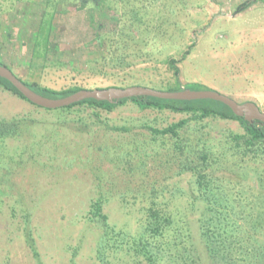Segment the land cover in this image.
<instances>
[{
  "label": "rangeland",
  "instance_id": "1",
  "mask_svg": "<svg viewBox=\"0 0 264 264\" xmlns=\"http://www.w3.org/2000/svg\"><path fill=\"white\" fill-rule=\"evenodd\" d=\"M41 1L0 0L8 9L18 2L10 15L2 14L13 42L2 35L0 58L29 82L54 89L135 84L163 89L177 83L173 69L165 61L175 57L181 68V85L215 89L240 102L254 101L264 110V0H98L90 8L73 6L57 21L55 39L62 52L37 58L30 66L28 37L32 23L39 17ZM245 3L247 6L241 8ZM28 9L35 14L31 26L29 20H23ZM105 32L112 41L127 43L121 51L122 59L102 58L98 33ZM16 114H31L40 123L51 119L46 111L0 87V116ZM183 116L169 110L144 111L129 101L111 112L110 127H99L97 134L85 127H72L59 131L56 139L48 132L46 135L40 126L37 135L10 141L6 148L13 161L6 173L0 171V264H38L27 241L28 219L45 264L99 263L96 250L102 229L86 218L92 200L99 197H103L110 223L125 231H137L151 203L173 210L185 226L187 213L194 230L199 229L197 218L203 210L221 220L230 207L225 202L212 205L195 191L191 194L189 186L195 177L189 172L179 173L176 161H168L173 157H164L162 145L160 150L152 149L157 141H153L145 125L153 121L166 125ZM217 124L212 125L216 133L218 129L242 130L234 120ZM41 139L43 146L37 144ZM137 142L140 150L133 152ZM170 145L171 141L164 148ZM120 147L126 149V154H115ZM144 148L153 155L150 163L155 166L144 167ZM129 152L134 156L128 160ZM227 154L228 161L217 177L223 181L213 185L224 187L226 192L243 191L251 198V207L259 210L264 204V157L249 156L244 161L233 149ZM154 156L157 161L152 159ZM166 158V164L161 165L160 160L165 162ZM238 164H247L242 176L235 171ZM214 221L219 243L239 239L240 230L248 228L237 217V230L228 235L223 233V225ZM194 233L199 253L203 252L205 263L210 264L199 233ZM167 236L166 241L176 239L173 232ZM119 239L102 248L103 254L110 255L107 249L115 247L112 256L127 262L121 247L125 241L121 235ZM179 240L177 245L183 243V239Z\"/></svg>",
  "mask_w": 264,
  "mask_h": 264
},
{
  "label": "trees",
  "instance_id": "2",
  "mask_svg": "<svg viewBox=\"0 0 264 264\" xmlns=\"http://www.w3.org/2000/svg\"><path fill=\"white\" fill-rule=\"evenodd\" d=\"M94 2H98V0H94L93 3L87 0H43L38 3V6H40L38 7L39 17L36 18L34 24L32 23V31L28 37L31 41L30 57L28 59L30 66L37 58H47L50 53L59 55L62 52L55 39L59 17L64 12L71 10L73 6L75 7L74 9L90 8L95 6ZM17 3L12 4L9 9L3 7L2 3H0V38L3 37L2 35H5L4 38L7 40L12 38L10 37L12 34L6 27V19H4L2 14L7 13L10 15V11L16 9ZM245 6H247V3L243 4L241 8ZM27 11L28 14L24 13L25 19L23 20H29V26H31L32 17L35 14L31 15L32 12L29 9ZM21 12L23 11H19V13ZM11 20L13 21L14 19ZM23 20L18 21L24 22ZM2 29L3 33H1ZM98 34V49L102 51V58L110 57L112 58L110 60H113L114 56H117L119 60L122 59L124 52L121 51L127 48V43L125 41L123 43L120 39L112 41L111 37L107 35L108 32ZM132 39L134 40L135 37L133 36ZM11 42L13 41L11 40ZM23 44L24 42L21 45L23 46ZM189 52V49L186 50L184 57ZM165 61L173 69L177 83L174 86L163 88V90L177 91L187 88L186 85L183 86L178 82L181 73V68L178 65L179 59L170 57ZM0 64L6 65L13 70L2 58H0ZM18 77L36 92L51 98L65 97L84 88L82 86H73L66 89H54L37 85L20 76ZM0 87L32 103L8 79L1 76ZM190 88L205 89V87L195 88L192 86ZM129 101L134 102L144 111L169 110L184 114L179 120L169 122L166 125H160L157 121L145 125L152 135L153 141L158 142V145L157 142L155 144L156 148L152 149L154 151L160 150L162 145L166 151L164 157H173L169 158L168 161H176L179 173L189 172L192 177H195L194 184L189 186V189H192L191 194H195L194 191L197 192L202 200L208 201L212 205L225 202L227 208L230 207V210L228 208L227 214H223L221 220H218L220 217L217 218L209 211L203 210L199 218H197L199 229L195 228L194 230L192 220L187 213L185 214L187 226H185V224L181 223L182 221L177 219L173 210L160 208L155 203H151L147 208L149 212L146 217L140 219L137 231L131 229L125 231L110 223L109 215L104 212L103 197L94 198L86 218L97 222V227L99 226L102 229L99 243H97L96 253L99 260L97 264H206L204 253H199L200 248L198 250L195 244V240H198V238L194 232L199 233L200 243H203L209 257V260L206 258V261H209L210 264H264V239H262L264 237V204L259 210H256L251 207L253 204L251 198L246 196V194L244 195L243 191L226 192L224 187L213 185L217 180L223 181L222 178L217 177L222 173V168L228 161L227 151L229 149H233L235 154L241 156L244 161L249 156L264 157V123L259 120L249 121L243 116L236 115L222 101L215 99L179 100L141 95L126 97L117 102L87 98L71 105L54 109L41 107L33 103L38 110L46 111L49 114L50 122L44 121L45 123H40L42 121L31 114H16L12 117L0 116V171L6 173L13 161V158L8 157L9 154L6 148L10 141H24L27 137H31L33 133L37 135L36 131L40 126V129H44V133L48 132L50 135L56 136V139V134L59 131L71 129L72 127H85V129L96 131L97 134L99 127H110L111 119L109 115L111 112ZM221 120L238 121L242 130L218 129L217 133L213 132L212 125L214 126V123L217 124ZM123 128L128 129L127 126H123ZM169 140L171 145L169 148H164L165 144L170 143ZM42 141L41 139V141L38 143L36 141V143L43 146ZM215 141H217V144L214 143ZM125 150L124 147L117 148L115 149V154H126ZM139 150L140 145L137 142L133 152H138ZM127 155L130 156L128 160L134 156L131 152ZM144 155V167L155 166V164L150 163L152 154L147 148H144ZM167 158L165 162L160 160L161 165L163 163L166 164ZM152 159L157 161L158 158L154 156ZM246 167L247 164H238L236 170L235 167L231 168L241 174L245 172ZM261 199L264 200V187L261 188ZM166 205L168 206V203ZM30 216L31 213L29 214ZM237 217H241L248 225V228L244 227L240 230L239 239L232 240L226 244L224 240L219 243L217 238L218 231L216 230L217 222L214 220L223 225V233L232 235V232L237 230L235 226L238 222ZM29 222L30 219L27 220L28 226L26 228L28 244L38 264H45L38 249L35 233L29 227ZM113 231H115V235L110 236ZM172 232L176 237L175 241H166L167 234ZM120 235L122 241H125V243H121L123 253L128 257V261L124 262L122 260V263L117 261L114 257L115 255L112 256V254H115V247H111V251L107 249L111 253L110 255L103 254L102 249L110 247L112 240L120 241ZM219 235L222 236V233H219ZM178 239H183V243L177 245L181 242V240L177 241ZM107 240L109 243L104 245L103 242Z\"/></svg>",
  "mask_w": 264,
  "mask_h": 264
},
{
  "label": "water",
  "instance_id": "3",
  "mask_svg": "<svg viewBox=\"0 0 264 264\" xmlns=\"http://www.w3.org/2000/svg\"><path fill=\"white\" fill-rule=\"evenodd\" d=\"M0 76L8 79L32 103L45 108H60L87 98L117 102L126 97L141 95L179 100L215 99L227 104L236 115L243 116L246 120H259L264 123V110H262L256 102H240L234 97L215 89L183 88L177 91H169L135 84L130 86L82 88L65 97L51 98L36 92L33 88L25 84L18 75L6 65L0 64Z\"/></svg>",
  "mask_w": 264,
  "mask_h": 264
}]
</instances>
